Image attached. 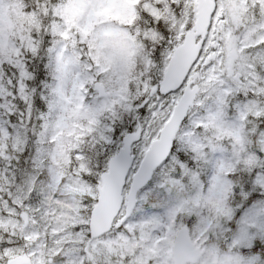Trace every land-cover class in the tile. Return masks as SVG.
<instances>
[{
  "label": "snow or ice",
  "instance_id": "1",
  "mask_svg": "<svg viewBox=\"0 0 264 264\" xmlns=\"http://www.w3.org/2000/svg\"><path fill=\"white\" fill-rule=\"evenodd\" d=\"M0 264H264V0H0Z\"/></svg>",
  "mask_w": 264,
  "mask_h": 264
}]
</instances>
